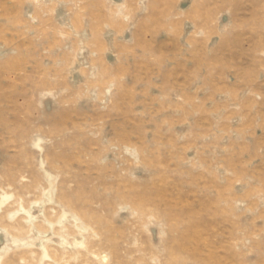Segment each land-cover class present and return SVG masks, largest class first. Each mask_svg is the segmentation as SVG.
<instances>
[{
  "label": "rangeland",
  "instance_id": "rangeland-1",
  "mask_svg": "<svg viewBox=\"0 0 264 264\" xmlns=\"http://www.w3.org/2000/svg\"><path fill=\"white\" fill-rule=\"evenodd\" d=\"M0 264H264V0H0Z\"/></svg>",
  "mask_w": 264,
  "mask_h": 264
}]
</instances>
